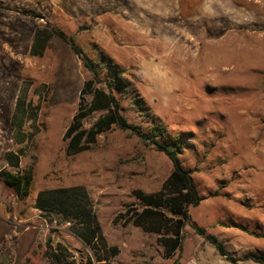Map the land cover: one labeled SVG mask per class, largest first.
Returning <instances> with one entry per match:
<instances>
[{"label":"rangeland","instance_id":"obj_1","mask_svg":"<svg viewBox=\"0 0 264 264\" xmlns=\"http://www.w3.org/2000/svg\"><path fill=\"white\" fill-rule=\"evenodd\" d=\"M53 27L76 37L103 77L105 58L121 70L123 114L142 138L113 128L91 150L66 154L89 74L57 36L42 57L30 55L35 32ZM22 89L37 119L26 124L32 140L19 145L11 119ZM154 128L159 142H181L203 198L193 222L229 257L264 254V0H0V170L16 173L5 154L24 148L21 168L33 175L25 200L0 177V264H51L49 237L86 263L92 252L69 224H49L35 206L39 191L71 186L87 189L107 244L118 248L111 264H232L192 225L168 258L159 234L114 222L143 207L136 190L158 191L172 171Z\"/></svg>","mask_w":264,"mask_h":264},{"label":"trees","instance_id":"obj_2","mask_svg":"<svg viewBox=\"0 0 264 264\" xmlns=\"http://www.w3.org/2000/svg\"><path fill=\"white\" fill-rule=\"evenodd\" d=\"M55 36L71 46L89 74L80 91L77 112L65 132L66 154L74 156L91 150L96 145L98 138L113 128L131 132L142 138L143 133L123 114L122 98L126 86L123 83L121 70L111 68L112 65L108 58H105V66L109 75L103 77L98 65L78 45L76 37L68 36L55 27L38 29L35 32L30 55L42 57ZM26 96L27 91L22 89L11 119L14 127V139L19 145L32 140L33 134H28L26 124L29 120L37 119V115L34 114L36 108L27 102ZM97 112H103V114L90 128H86L85 120ZM158 134L160 135V131L154 128L150 137L156 149L163 152L172 162V171L158 191L145 193L136 190L134 195L142 201L143 207L141 209L129 208L114 222L121 223L123 226L132 224L144 232L159 234L158 242L163 246L164 254L168 258L182 249L183 229L187 225H192L199 235L205 237L215 246L219 254L226 257L232 264L245 260L264 264V254L250 252L242 259L229 257L226 247L220 239L209 234L198 223L193 222L190 209L198 207L203 198L192 173L182 163L181 147L179 146L181 142L179 139L172 143L159 142L155 139ZM24 151L25 149L21 148L18 151H9L5 154L8 165L16 169V173L7 169L0 170V177L5 185L13 189L16 196L22 200L29 197L33 181L32 172L24 171L21 168V156ZM35 206L49 224H69L70 230L92 252V256L87 257L85 264H111V259L119 253L118 248L110 247L107 244L91 197L84 186L41 190L37 194ZM51 232H55V230L52 229ZM46 246V257L51 264H76L69 249L61 242L55 243L49 237ZM174 264H179V262L176 261Z\"/></svg>","mask_w":264,"mask_h":264}]
</instances>
